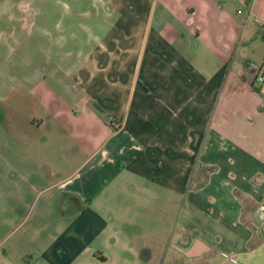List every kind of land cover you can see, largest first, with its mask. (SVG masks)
Segmentation results:
<instances>
[{"label": "crops", "instance_id": "0c3cea01", "mask_svg": "<svg viewBox=\"0 0 264 264\" xmlns=\"http://www.w3.org/2000/svg\"><path fill=\"white\" fill-rule=\"evenodd\" d=\"M150 2L11 85V212L63 213L0 264H264V0Z\"/></svg>", "mask_w": 264, "mask_h": 264}, {"label": "rangeland", "instance_id": "374dc122", "mask_svg": "<svg viewBox=\"0 0 264 264\" xmlns=\"http://www.w3.org/2000/svg\"><path fill=\"white\" fill-rule=\"evenodd\" d=\"M114 1L0 0V254L7 255L10 261L14 242L26 237L41 243L53 230L51 224L45 223L59 219L63 213L62 208L41 211L44 194L36 192L26 196L30 201L37 199L32 210L29 205L27 210L11 212V128L23 125L26 114L31 112L28 106L22 113L11 114V101H15L11 85L17 92H24L26 87H37L44 74L70 80L73 64L83 61L86 53L95 48L99 52L103 40H98V34L110 43L113 29L126 20L123 13L136 15L140 9L141 0ZM150 4V0L145 4L147 11L151 10ZM24 77L35 82L20 83ZM39 222L45 226L38 227ZM16 246L22 247L23 242Z\"/></svg>", "mask_w": 264, "mask_h": 264}, {"label": "built area", "instance_id": "2783aa9c", "mask_svg": "<svg viewBox=\"0 0 264 264\" xmlns=\"http://www.w3.org/2000/svg\"><path fill=\"white\" fill-rule=\"evenodd\" d=\"M263 40H264V30H263ZM248 65L250 67H254V64L249 62ZM255 80L258 82L264 81V63L260 66L259 72L255 75ZM261 218L264 219V213L261 214Z\"/></svg>", "mask_w": 264, "mask_h": 264}]
</instances>
